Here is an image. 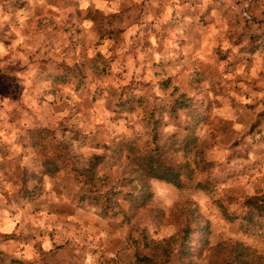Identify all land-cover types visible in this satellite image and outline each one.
<instances>
[{"label": "rangeland", "instance_id": "1", "mask_svg": "<svg viewBox=\"0 0 264 264\" xmlns=\"http://www.w3.org/2000/svg\"><path fill=\"white\" fill-rule=\"evenodd\" d=\"M178 99L188 104L176 116L159 113ZM157 120L166 137L195 130L190 152L171 158L194 172L184 189L152 180L134 216L81 199L70 168L44 175L56 146L33 144L44 129L79 134L80 153H105L100 181L115 179L112 147L145 144ZM0 193L12 215L46 221L35 237L0 238L4 264H136L194 209L210 223L202 253L193 237L196 264L221 262L223 242L264 256V219L251 231L242 221L245 199L264 194V0H0Z\"/></svg>", "mask_w": 264, "mask_h": 264}, {"label": "trees", "instance_id": "2", "mask_svg": "<svg viewBox=\"0 0 264 264\" xmlns=\"http://www.w3.org/2000/svg\"><path fill=\"white\" fill-rule=\"evenodd\" d=\"M187 104L186 99H178L170 110L163 109L159 113L176 116V113ZM160 124V120L155 122L151 140L145 144H139L134 140H122L115 144L111 149V158L118 176L115 179L107 177L103 181L99 179V168L106 159L105 153L88 155L80 153L79 149L85 147V138L79 134H74L70 140H60L52 131L44 129L38 133V138H34L33 144L38 148H47V143L56 146L50 157L43 162L44 175L54 177L63 169L70 168L75 181L81 185V199L96 204L107 214L128 213L134 216L151 203L154 196L150 185L152 180L184 189L187 181L193 176L194 171L189 161L176 164L171 158L181 152H190L191 145L197 140L195 130L185 135L184 139L176 136L166 137L158 130ZM102 148L108 150L109 146L105 145ZM197 188L202 191L210 190V186L202 182L197 184ZM24 190L22 189V195L28 201L38 197L32 195L34 191L31 192L27 188ZM122 203L129 204L128 209H125ZM216 204L227 221L235 222L240 219L222 202L218 201ZM243 204L245 213L242 221L246 230L261 229L259 225L264 219V194L248 197ZM192 218V222L186 221L174 236L161 242L147 243L149 253L137 254L136 264H170L175 254H178L179 264H196L197 254L193 237L195 234L200 236L197 238V244L202 253L209 244L207 233L210 230V223L197 209L192 211ZM213 253L223 258L221 262L214 264H264V256L242 242L220 243ZM0 264H4L1 253Z\"/></svg>", "mask_w": 264, "mask_h": 264}, {"label": "crops", "instance_id": "3", "mask_svg": "<svg viewBox=\"0 0 264 264\" xmlns=\"http://www.w3.org/2000/svg\"><path fill=\"white\" fill-rule=\"evenodd\" d=\"M4 197H7V195L3 196L2 193H0V209L2 210L3 207L5 208L3 216H0V238L3 240H14L13 235L17 234L25 239L26 235L29 234V230H31L30 233L35 234L39 233L44 229L43 226H45V220L44 218L38 217V216H27L26 217L23 214H19L18 212L16 215H12V207H6V204L4 202ZM51 218H49V221ZM18 236V237H19ZM8 241H6L7 243ZM11 244H5L4 249H6L7 246H10ZM12 246V245H11ZM0 249H3L2 243H0Z\"/></svg>", "mask_w": 264, "mask_h": 264}]
</instances>
